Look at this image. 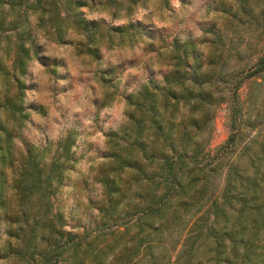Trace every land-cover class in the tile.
<instances>
[{"label":"trees","instance_id":"obj_1","mask_svg":"<svg viewBox=\"0 0 264 264\" xmlns=\"http://www.w3.org/2000/svg\"><path fill=\"white\" fill-rule=\"evenodd\" d=\"M109 1L115 3L114 10H124L125 15L136 2ZM85 5L80 0H0V11L8 7L13 13L7 25L5 16L0 17V75L10 76L16 86L14 96L4 94L0 99V232L2 223L13 216L19 223L15 244L8 243L0 255L12 252L25 259V264H59L64 245L76 248L86 239L70 232L65 235L53 224L60 214L53 213L52 198L66 163L72 160L73 140L68 136L59 141L48 159L28 145L17 158L12 151L14 133L1 112H8L12 120L22 122L25 118L19 76L31 59L39 57V29L56 41H62L66 27L93 39L92 22L80 9ZM30 15L35 19L34 27L30 26ZM219 39L216 33L210 47ZM161 50L157 53H166L167 70L160 80L145 82L123 96L124 122L108 134L109 143L113 136L118 139L116 147L107 152L112 160L109 172L95 176L104 188L98 210L105 220L135 217V231L109 262L128 264L137 257H147L149 264L163 260L166 264H264V133L249 139L220 175L215 174L221 168L216 164L219 154L209 158L199 140L201 131L211 129L214 108L224 102H230L232 127L238 117L250 125L237 106V90L244 80L262 75L264 52L250 65L238 49L233 50L238 62L229 64L224 50L204 52L189 40H173ZM258 125L252 122L250 127ZM233 140L231 133L218 150L230 148ZM11 199L15 201L12 212L8 205ZM191 208V224L181 240L165 238L164 234L171 235V224L183 225V215ZM128 221L122 224L123 230L110 233L106 248L129 234ZM24 226L28 232L21 235ZM47 231L46 245L38 248L36 238L44 241ZM168 244L170 251L176 252L174 257L166 254ZM130 246L132 252L128 251ZM154 247L166 249L161 260L154 255ZM102 252V248L94 249L89 264H104Z\"/></svg>","mask_w":264,"mask_h":264},{"label":"rangeland","instance_id":"obj_2","mask_svg":"<svg viewBox=\"0 0 264 264\" xmlns=\"http://www.w3.org/2000/svg\"><path fill=\"white\" fill-rule=\"evenodd\" d=\"M80 1L86 4L80 9L84 18L92 22L93 39H87L80 30L66 27L62 41H56L43 36V29H39V57L31 59L25 73L19 76L23 85L25 118L22 122L12 120L8 112H1V118L14 133L12 151L17 158L28 145L48 159L57 143L70 136L73 140L70 146L72 160L66 163L61 184L56 187L52 198L53 213L60 214V219H53V224L65 235L70 232L86 236V239L76 248L73 244L64 245L65 250L58 261L59 264H89L92 251L102 248L101 260L104 264H111V257L124 249L129 235L135 231L132 225L135 217L116 222L105 220L98 210L104 188L95 176L101 171L109 172L112 160L107 152L116 147L118 139L113 136L109 143L108 134L119 130L124 122L123 96L135 92L145 82L160 80L167 70V55L157 53V49H163L173 40H189L195 48L204 52L222 49L228 56L225 59L229 64L238 62L233 55V50L238 49L251 65L264 52V0H179V9L172 0H136L133 10L127 15L124 10H114L115 3L109 0ZM97 12L107 13L113 20H127V23L116 25L103 16L90 18ZM1 16H5L7 25L13 13L6 7L0 11ZM34 23L35 19L30 15V26L34 27ZM216 33L220 39L214 42L212 48ZM0 54L3 55L2 52ZM2 58L8 69L7 62ZM15 92L13 79L0 75V99L4 94L14 96ZM237 106L249 119L250 125L252 122L259 125L252 128L238 117L237 124L232 127L228 101L214 108L211 129L207 127L199 134L201 146L209 158L219 154L216 164L221 168L215 174L223 172L226 163L235 159V154L241 152L249 139L264 133V72L260 77L252 76L241 83L237 90ZM231 133H234V140L230 148L218 150ZM14 204L13 199L8 203L11 212ZM193 211L194 208H191L183 215V225L171 224V235L164 234L165 238L174 240L185 235ZM127 220L129 234L106 248L105 244L111 239L110 233L123 230L122 224ZM184 225L183 233L181 229ZM18 227L14 216L11 221L2 223V252H5L8 243L15 244ZM39 227L40 224H37ZM25 232L28 231L24 226L20 233L24 235ZM44 237V241L39 236L36 238L38 248L46 245L48 231ZM171 247L168 244L166 254L174 257L176 252L170 251ZM129 249L132 252L131 246ZM178 249L177 244L176 251ZM165 250L154 247L153 252L161 260ZM262 252L264 262V248ZM24 260L12 252L7 256L0 255V264H25ZM128 264H149V260L137 257ZM160 264H166V260Z\"/></svg>","mask_w":264,"mask_h":264},{"label":"clouds","instance_id":"obj_3","mask_svg":"<svg viewBox=\"0 0 264 264\" xmlns=\"http://www.w3.org/2000/svg\"><path fill=\"white\" fill-rule=\"evenodd\" d=\"M173 5L179 9L180 8V4H179V0H172ZM142 15H143V11H142ZM101 16H103L104 19L108 20L110 23L116 24V25H120V24H125L127 23V20L124 19H117V20H113L112 17L110 15H108L107 13H93L92 16L90 18H100ZM82 39V37H80ZM123 109V105H121V110ZM75 110L79 111V108H76ZM105 111H111V109H105Z\"/></svg>","mask_w":264,"mask_h":264}]
</instances>
